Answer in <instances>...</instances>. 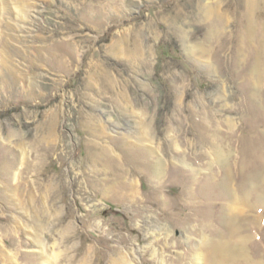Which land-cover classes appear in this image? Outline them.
Instances as JSON below:
<instances>
[{"label": "rangeland", "instance_id": "374dc122", "mask_svg": "<svg viewBox=\"0 0 264 264\" xmlns=\"http://www.w3.org/2000/svg\"><path fill=\"white\" fill-rule=\"evenodd\" d=\"M228 176L264 224V0H0V264H210Z\"/></svg>", "mask_w": 264, "mask_h": 264}, {"label": "bare ground", "instance_id": "6f19581e", "mask_svg": "<svg viewBox=\"0 0 264 264\" xmlns=\"http://www.w3.org/2000/svg\"><path fill=\"white\" fill-rule=\"evenodd\" d=\"M256 169L257 168L248 169V173L251 174ZM256 182L257 179H254L253 186L247 191L239 194V192L234 191L235 189L232 186L230 176L224 178L223 186L229 189V194L227 195L229 202L226 206H223V215L221 216L220 223L228 230V236L221 237L217 240L214 238L209 239L205 236V240L210 246L208 258L210 264H242L244 262L247 264L263 263L262 258H264V249L258 256V258H261L259 260L258 258H253L248 250L249 245L255 241L257 236L259 237L264 226V224L261 223L262 217H258V213H248L249 211L246 210V208H251V210L257 209L258 203L249 201L250 197L256 196L255 198H258V182ZM260 247L263 248L264 244ZM255 249L253 248V250ZM197 256H199L197 264H202L203 256Z\"/></svg>", "mask_w": 264, "mask_h": 264}]
</instances>
